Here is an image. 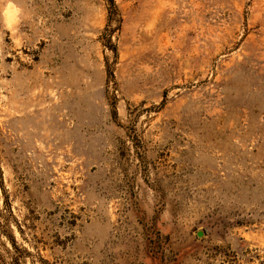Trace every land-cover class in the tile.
Returning <instances> with one entry per match:
<instances>
[{"label": "rangeland", "instance_id": "obj_1", "mask_svg": "<svg viewBox=\"0 0 264 264\" xmlns=\"http://www.w3.org/2000/svg\"><path fill=\"white\" fill-rule=\"evenodd\" d=\"M0 264H264V0H0Z\"/></svg>", "mask_w": 264, "mask_h": 264}, {"label": "trees", "instance_id": "obj_2", "mask_svg": "<svg viewBox=\"0 0 264 264\" xmlns=\"http://www.w3.org/2000/svg\"><path fill=\"white\" fill-rule=\"evenodd\" d=\"M10 239H11V242H13V239L10 237ZM13 244V243H12Z\"/></svg>", "mask_w": 264, "mask_h": 264}]
</instances>
